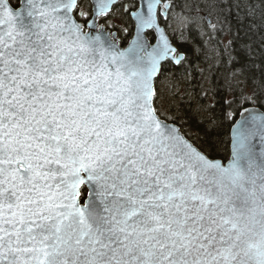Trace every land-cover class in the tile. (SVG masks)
<instances>
[{"label":"snow or ice","instance_id":"6c2138e0","mask_svg":"<svg viewBox=\"0 0 264 264\" xmlns=\"http://www.w3.org/2000/svg\"><path fill=\"white\" fill-rule=\"evenodd\" d=\"M178 7L0 0V264H264V73H230L195 145L156 87Z\"/></svg>","mask_w":264,"mask_h":264},{"label":"trees","instance_id":"16d2710c","mask_svg":"<svg viewBox=\"0 0 264 264\" xmlns=\"http://www.w3.org/2000/svg\"><path fill=\"white\" fill-rule=\"evenodd\" d=\"M10 2L16 5V0ZM176 3L179 5L176 11L183 10V17L177 22L179 28L184 27L183 47L187 49L188 61L179 69L169 65L156 87L159 91L164 89L168 96L165 109L170 106L171 112L165 114L177 116V124L183 126L188 138L195 145L206 147L204 130L208 127L205 121L209 113L205 108L212 102L213 94L223 93L230 83H235L230 73L236 68L246 65L254 79L264 73V4L261 0H176ZM206 17L216 26L215 31ZM230 127L225 124L218 134H213L216 158L230 153Z\"/></svg>","mask_w":264,"mask_h":264},{"label":"rangeland","instance_id":"374dc122","mask_svg":"<svg viewBox=\"0 0 264 264\" xmlns=\"http://www.w3.org/2000/svg\"><path fill=\"white\" fill-rule=\"evenodd\" d=\"M128 3H133V2H128ZM169 17H172V13H169ZM171 29H179L178 22L177 20H172L171 21ZM164 81H162L163 83ZM161 93V100H162V108L165 109L166 103L168 101V96L165 94V90L162 89V91H159Z\"/></svg>","mask_w":264,"mask_h":264},{"label":"water","instance_id":"95a60500","mask_svg":"<svg viewBox=\"0 0 264 264\" xmlns=\"http://www.w3.org/2000/svg\"><path fill=\"white\" fill-rule=\"evenodd\" d=\"M9 2H10V0H9ZM10 3H11V2H10ZM11 4H12V3H11ZM12 6L15 7L16 5H13V4H12ZM206 19L208 20V23L211 22L210 19H209L208 17H206ZM236 119H240L239 114L237 115ZM229 137H230V143H229V149H230V153H229V155H230V154H231V148H232V133H231V127H230ZM259 147H260V146L258 145V147H257V151H259ZM218 159H220V158H218Z\"/></svg>","mask_w":264,"mask_h":264},{"label":"flooded vegetation","instance_id":"af4514ba","mask_svg":"<svg viewBox=\"0 0 264 264\" xmlns=\"http://www.w3.org/2000/svg\"><path fill=\"white\" fill-rule=\"evenodd\" d=\"M134 0H123L124 3L132 2Z\"/></svg>","mask_w":264,"mask_h":264}]
</instances>
